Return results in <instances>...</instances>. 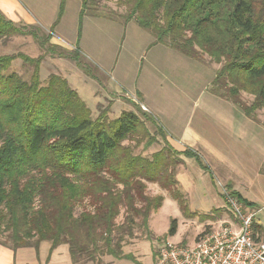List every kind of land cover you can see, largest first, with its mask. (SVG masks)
I'll use <instances>...</instances> for the list:
<instances>
[{"label": "trees", "instance_id": "obj_1", "mask_svg": "<svg viewBox=\"0 0 264 264\" xmlns=\"http://www.w3.org/2000/svg\"><path fill=\"white\" fill-rule=\"evenodd\" d=\"M116 1L127 8L126 22L134 20L151 31L155 43L192 59L206 55L220 64L211 92L230 100L252 119L257 110H264V0ZM94 2L81 0L77 39L85 9L95 8ZM64 6L60 0L57 18L46 34L0 11V45L14 35H30L41 49L71 57L67 52L73 50L50 42ZM17 58L23 66L32 67L28 80L9 72ZM43 58L42 54H0V232H6L10 245L0 244L37 248L39 242L48 241L52 249L65 243L74 264H100L104 256L138 263L132 254L124 253V245L135 237V228L150 235V213L163 201L161 195L146 194V183L167 190L184 211L175 179L181 156L208 168L197 152L173 148L157 126L164 143L161 149L150 158L135 154L125 141L146 147L157 141L144 124V120L153 122L152 117L138 107L143 119L134 111H123L115 119L101 112L93 119L65 78L52 73L41 83ZM241 93L253 96L252 102L245 104ZM225 189L253 207L230 184ZM120 214L122 221L117 222ZM175 230L174 221L169 235ZM252 230L253 236L264 238L260 226L253 223Z\"/></svg>", "mask_w": 264, "mask_h": 264}, {"label": "rangeland", "instance_id": "obj_2", "mask_svg": "<svg viewBox=\"0 0 264 264\" xmlns=\"http://www.w3.org/2000/svg\"><path fill=\"white\" fill-rule=\"evenodd\" d=\"M18 1L24 12H27L26 14L30 17V20L26 21L25 14L23 15L22 18L25 20V24L36 25L40 30L35 27L32 28H35L38 34L48 33L51 27L43 22V20L49 18L48 10H41V16L32 10L28 0ZM36 1H42L47 9L50 8L49 3L51 0ZM64 2L65 22L68 23L72 16L77 20L81 0H64ZM94 3L95 8L87 7L85 14L95 17L86 19L84 23L82 21L81 32L83 30L85 36L82 43L83 50L80 45L77 46L79 50L81 49L78 52L76 45L73 48L60 46L67 51L73 50V52H67V54H71V57L67 55L59 56V50L47 51L45 48L41 49L38 42L30 35L12 36L0 45V54L23 53L30 57H37L42 54L44 58L39 68L41 83L44 84L49 74L52 73L65 78L68 85L85 102L93 119L101 112H105L109 119L119 117L123 111H134L140 116V110L137 109L140 107L144 113L152 117L153 122L144 120V124L157 141L148 147L143 143L134 146L133 141H125V144L132 146L135 154L150 158L164 144L161 136L156 132V126L163 131L167 139L168 129L172 131L171 124L181 119L184 110L187 113L194 110L190 101L197 99L199 108L204 106L203 103L205 105L212 104L209 100V92L205 88L210 85L209 83L220 64L211 62L206 55L191 61L192 58H187L176 51L177 56H182L192 65H187L185 62L181 64V61L177 59L175 84L164 82L160 86L153 77L158 71L154 67L146 65V61L139 60L145 45L153 39L154 34L138 26L134 20L126 22L127 8L118 1L95 0ZM92 13H97V15H91ZM31 22H35V24H30ZM97 49H101V51L98 52ZM151 61L153 64L156 63L155 59ZM32 70L31 66H23L22 61L17 58L13 61L9 72L14 71L23 79L28 80ZM134 81H137L138 84L142 83L143 87L146 86L144 89L147 91L151 103L157 108H153L155 110L153 114H149L147 109L139 102L141 98L134 96L135 94L132 93L130 85H134ZM106 83L120 88L122 92L124 90V93L127 92V94L118 98L109 94L104 95ZM188 83L192 84L188 86ZM206 83L208 84L206 85ZM181 86L185 88L188 86V89L180 90ZM240 98L245 104H250L253 100V96L246 93H241ZM254 115L256 119L264 121L263 109L257 110ZM141 118L143 119V117ZM172 144H175V142H172ZM190 161L193 162L195 168H198L193 159ZM180 164H178L179 170H182L183 166L186 168L185 164H182V166ZM191 174L193 173L184 170V172L181 171L176 175L178 180L177 189L182 195L186 206L184 211L180 210L177 200L167 190L162 189L156 183H146L145 192L147 195H161L163 198L161 206L150 213L148 225L151 233L146 235L142 232V228H135V237L128 240L124 245L138 263L128 259H118L111 264H154V254L166 241L192 245L203 232L212 229L220 221L229 217L232 218V215L225 208L224 198L220 195L223 188L221 187L220 191L218 187V190L215 191L205 190L202 188L203 184L199 178L190 177ZM206 178L210 180L211 177ZM211 184L214 185L213 182ZM207 185H209V182ZM192 186L195 188L193 191L191 190ZM243 206L244 211L253 210L245 205ZM189 212L195 215L189 217ZM202 215L207 218L201 219L200 216ZM122 218V214H120L116 221L121 222ZM174 221L176 222L175 233L169 235V229ZM5 236L6 232H0V241L10 245ZM108 258L110 257L104 256L100 264H107L105 260Z\"/></svg>", "mask_w": 264, "mask_h": 264}, {"label": "crops", "instance_id": "obj_3", "mask_svg": "<svg viewBox=\"0 0 264 264\" xmlns=\"http://www.w3.org/2000/svg\"><path fill=\"white\" fill-rule=\"evenodd\" d=\"M28 1L32 10L41 16V10H48L49 18L47 20H42L51 27L57 18L60 1L51 0L49 9L43 5L42 1ZM80 8L78 10V15ZM0 11L14 22L30 20L29 15L26 14L27 12H24L18 0H0ZM65 12L64 8L60 20L54 26L53 36L50 42L63 48H73L75 45H80V48L83 50L82 43L84 42L83 37L85 38L84 32L82 30L79 39H77L76 33L78 18L76 20V18L72 16L67 23L65 22ZM24 14L26 17L25 20L22 18ZM92 17L95 16L84 15L83 23L86 19H93ZM33 23L35 24V22H31L30 24ZM69 30L71 31L70 33ZM154 41L155 38L153 37V39L145 45L139 56V60L146 61V65L154 67V69L158 71L153 77L154 80L158 81L160 86L164 84V82L174 85L176 60L179 59L181 64L183 62L187 65L192 64L187 62L182 56H177V50L162 43H155ZM97 50L98 52L101 51V49ZM182 55L185 56L184 54ZM152 59L156 60L155 64L152 63ZM191 61H193V59ZM214 76L215 74L209 84H211ZM180 77L185 79L183 76ZM190 84L192 83H188V86ZM207 84L208 83H206V85ZM188 86L186 88L181 86L180 90L184 88L188 89ZM130 87L132 93L135 94L134 96L141 98L139 102L147 109L149 114H153L155 111L153 108L155 109L156 106L151 103L149 95H147V91L144 89L146 86L143 87L142 83L138 84L137 81H134V85H130ZM205 89L209 92V100L212 104L205 105V103H203L204 106L199 108L197 99L190 101L192 102L191 106L194 110H190L188 113L184 110L181 119L171 124L173 129L171 128L172 131L168 129L169 135L167 134L166 140L178 151L188 148L197 152L208 169L205 170L201 168L194 158L181 156L180 165L182 166V164H185L186 168L183 166L181 168L182 170H179L180 168H178V165L175 169V179L178 173L181 171L184 172L185 170L193 173L190 177H198L203 184V187H200L205 190L215 191L218 187L220 191L221 187L225 188L226 184H230L232 189L239 193L243 199L254 204L253 207H250V209H253L252 212L254 213L253 223L260 226L264 234V121L246 116L236 104L211 92L210 85H208V87L206 86ZM104 92V95L109 94L115 98L127 94V92L124 93V90L122 92L120 88L107 83ZM170 118L172 119V117ZM172 142H175L176 145L172 144ZM191 159L195 161L198 168H195L193 162L190 161ZM212 173L215 176H212ZM206 177L211 178L208 180ZM208 182L209 185H207ZM211 182H213L214 185H212ZM191 190H195L194 186L191 187ZM220 193L224 198L222 191ZM225 208L230 213L226 205ZM226 220L233 221V216ZM123 251L124 253H130L126 250V246L123 248ZM115 260L118 259L108 258L105 261L107 264H111ZM0 264L74 263L71 260L67 244L60 243L51 249L50 242L41 241L37 248L25 246L12 249L0 244ZM77 264L94 263L85 261Z\"/></svg>", "mask_w": 264, "mask_h": 264}, {"label": "built area", "instance_id": "obj_4", "mask_svg": "<svg viewBox=\"0 0 264 264\" xmlns=\"http://www.w3.org/2000/svg\"><path fill=\"white\" fill-rule=\"evenodd\" d=\"M233 221H220L192 245L166 241L154 264H264V238L253 236L254 213L222 189Z\"/></svg>", "mask_w": 264, "mask_h": 264}]
</instances>
